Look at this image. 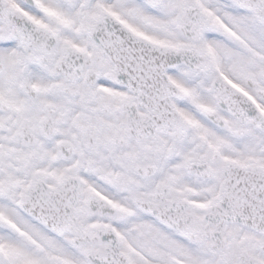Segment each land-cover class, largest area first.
I'll list each match as a JSON object with an SVG mask.
<instances>
[{"label":"flooded vegetation","instance_id":"1","mask_svg":"<svg viewBox=\"0 0 264 264\" xmlns=\"http://www.w3.org/2000/svg\"><path fill=\"white\" fill-rule=\"evenodd\" d=\"M1 1L0 264H264V0Z\"/></svg>","mask_w":264,"mask_h":264},{"label":"water","instance_id":"2","mask_svg":"<svg viewBox=\"0 0 264 264\" xmlns=\"http://www.w3.org/2000/svg\"><path fill=\"white\" fill-rule=\"evenodd\" d=\"M0 6H2V1L1 0H0ZM153 46H156V45H147V47H149L150 49L153 48ZM165 52H169V50L165 48ZM224 187H222V191H221V195L220 196L224 199V201L228 202V200L231 198L232 195H233V197H235V195L233 194V192L235 191V188L234 187H227V192H228L229 188H230V191H232V192L226 194V190H225ZM229 201H231L230 203H232V204H229V205H233L234 206L235 203H236L235 200H233V199H231Z\"/></svg>","mask_w":264,"mask_h":264}]
</instances>
